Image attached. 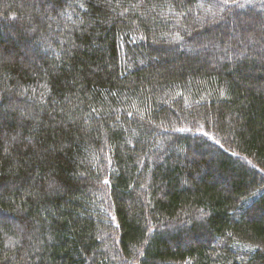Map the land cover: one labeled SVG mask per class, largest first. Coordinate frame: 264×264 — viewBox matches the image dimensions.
Segmentation results:
<instances>
[{"label":"trees","instance_id":"16d2710c","mask_svg":"<svg viewBox=\"0 0 264 264\" xmlns=\"http://www.w3.org/2000/svg\"><path fill=\"white\" fill-rule=\"evenodd\" d=\"M257 167L264 0H0V264H264Z\"/></svg>","mask_w":264,"mask_h":264},{"label":"rangeland","instance_id":"374dc122","mask_svg":"<svg viewBox=\"0 0 264 264\" xmlns=\"http://www.w3.org/2000/svg\"><path fill=\"white\" fill-rule=\"evenodd\" d=\"M257 18H259V17H257ZM260 18H263V17H260ZM141 65H144V64H141ZM173 109V111H175V112H177L178 111V108L177 107H175V108H172ZM190 124H192V123H190ZM193 125V124H192ZM197 125H199V121H197V123L195 124V126H197ZM194 126V125H193ZM187 131H190V130H187ZM178 132H182L181 130H179ZM185 132V131H184ZM190 134H191V132H189ZM180 135H182V134H180ZM183 135H185V134H183ZM264 182H263V180H262V183H260V185L261 184H263ZM260 185H256V187H260Z\"/></svg>","mask_w":264,"mask_h":264},{"label":"bare ground","instance_id":"6f19581e","mask_svg":"<svg viewBox=\"0 0 264 264\" xmlns=\"http://www.w3.org/2000/svg\"><path fill=\"white\" fill-rule=\"evenodd\" d=\"M256 169L259 170L260 173L264 176V170H262L260 167H257Z\"/></svg>","mask_w":264,"mask_h":264}]
</instances>
